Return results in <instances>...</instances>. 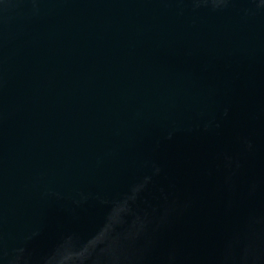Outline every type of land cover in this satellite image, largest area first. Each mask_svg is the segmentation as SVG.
Returning a JSON list of instances; mask_svg holds the SVG:
<instances>
[{
	"label": "water",
	"instance_id": "1",
	"mask_svg": "<svg viewBox=\"0 0 264 264\" xmlns=\"http://www.w3.org/2000/svg\"><path fill=\"white\" fill-rule=\"evenodd\" d=\"M0 264H264V0H0Z\"/></svg>",
	"mask_w": 264,
	"mask_h": 264
}]
</instances>
